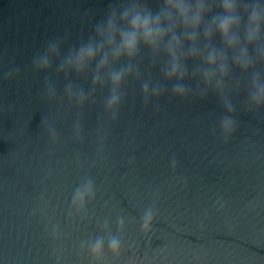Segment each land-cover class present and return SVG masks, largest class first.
I'll return each instance as SVG.
<instances>
[{
	"label": "water",
	"instance_id": "95a60500",
	"mask_svg": "<svg viewBox=\"0 0 264 264\" xmlns=\"http://www.w3.org/2000/svg\"><path fill=\"white\" fill-rule=\"evenodd\" d=\"M113 2L0 0V264H264V109L245 107L246 80L229 93L236 131L225 142L226 110L212 92L180 100L168 85L145 107L139 82L129 81L112 120L107 89L80 108L55 66L29 71L45 41L67 36L66 51ZM46 76L56 100H42ZM69 79L85 93L91 86L90 75Z\"/></svg>",
	"mask_w": 264,
	"mask_h": 264
},
{
	"label": "clouds",
	"instance_id": "9594fccd",
	"mask_svg": "<svg viewBox=\"0 0 264 264\" xmlns=\"http://www.w3.org/2000/svg\"><path fill=\"white\" fill-rule=\"evenodd\" d=\"M115 0L105 15L92 27L86 39L64 46L68 37L45 41L41 51L31 60L29 71L49 73L55 66L57 77L68 82L64 95L68 103L82 108L95 99L97 89L108 90L105 112L117 118L129 81L139 82L142 100L148 107L168 93L172 98L187 100L193 95L204 99L209 92L219 97L226 115L221 118V135L225 142L236 131L234 105L230 92L241 91L246 80L245 107L264 109V2L261 0ZM219 38V45L215 43ZM147 61V67L141 65ZM191 65V67H190ZM150 70H158L153 78ZM239 77L233 80L234 73ZM20 68H12L5 76L12 80ZM148 73L146 76L145 74ZM91 76L88 92L73 84L69 77ZM186 81H192L193 83ZM57 91L49 77L44 79L42 100H56ZM62 102V101H61ZM76 135H80L77 125ZM57 139L55 131L50 132ZM175 168V161H173ZM142 230L148 233L153 213L142 217ZM102 240L92 245L98 256ZM113 253L119 252L120 241H109Z\"/></svg>",
	"mask_w": 264,
	"mask_h": 264
}]
</instances>
